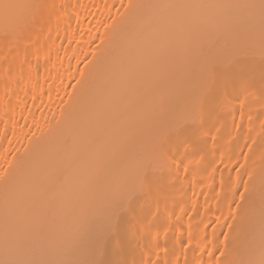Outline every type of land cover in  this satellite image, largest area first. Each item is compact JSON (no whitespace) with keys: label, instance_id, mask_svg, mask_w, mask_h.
Here are the masks:
<instances>
[{"label":"bare ground","instance_id":"6f19581e","mask_svg":"<svg viewBox=\"0 0 264 264\" xmlns=\"http://www.w3.org/2000/svg\"><path fill=\"white\" fill-rule=\"evenodd\" d=\"M0 264H264V0H0Z\"/></svg>","mask_w":264,"mask_h":264},{"label":"snow or ice","instance_id":"6c2138e0","mask_svg":"<svg viewBox=\"0 0 264 264\" xmlns=\"http://www.w3.org/2000/svg\"><path fill=\"white\" fill-rule=\"evenodd\" d=\"M8 5H5V7H7Z\"/></svg>","mask_w":264,"mask_h":264}]
</instances>
